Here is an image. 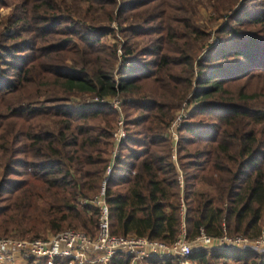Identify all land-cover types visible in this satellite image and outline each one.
<instances>
[{"label":"trees","instance_id":"trees-1","mask_svg":"<svg viewBox=\"0 0 264 264\" xmlns=\"http://www.w3.org/2000/svg\"><path fill=\"white\" fill-rule=\"evenodd\" d=\"M207 3L211 29L189 0H18L0 15V238L95 235L97 211L82 202L102 188L118 114L110 102L69 107L71 96L122 98L126 137L105 182L112 235L169 245L183 223L188 240L223 229L259 238L264 0ZM184 102L180 189L167 130ZM189 260L264 264V254L208 249Z\"/></svg>","mask_w":264,"mask_h":264},{"label":"built area","instance_id":"built-area-1","mask_svg":"<svg viewBox=\"0 0 264 264\" xmlns=\"http://www.w3.org/2000/svg\"><path fill=\"white\" fill-rule=\"evenodd\" d=\"M113 100L93 99L88 103L93 106L110 102L112 108L118 112L117 125L113 132L112 157L106 168L102 188L92 200L82 202L91 205L97 211L95 235L90 237L83 232L67 229L46 238L33 240L0 238V264H16L17 260L23 264H112L113 261L122 258L128 259L129 264H143L150 259H169L174 261L173 264H196L189 260L193 253L222 248L246 249L264 254V232L259 238L250 240L240 236L228 237L224 229L223 235L218 238L207 236L203 230H200L193 240H188L182 223L176 241L169 245L132 235L116 236L110 233L105 182L113 170L117 149L126 137L120 103ZM189 110L190 105L184 102L168 127L167 137L174 144L177 142L178 129L186 120ZM174 161L178 174L177 181L180 189H183V173L175 158ZM180 207L183 218L185 206L182 200Z\"/></svg>","mask_w":264,"mask_h":264},{"label":"rangeland","instance_id":"rangeland-1","mask_svg":"<svg viewBox=\"0 0 264 264\" xmlns=\"http://www.w3.org/2000/svg\"><path fill=\"white\" fill-rule=\"evenodd\" d=\"M16 1H18V0H0V7H1L0 8V15L1 16H6L10 12L11 3H14ZM189 1H192L193 4L197 5V13H198L197 24L199 26H201V27H204V28H207V29H211V27H213V26H210V24L207 21V19L209 18V15L211 13V10H210V7H209V5L207 3V0H189ZM112 27H115V25H113ZM212 30H214V29H212ZM117 36H119V35L117 34ZM118 39H120V38L118 37ZM51 96H53V94H50V95L47 94L44 99H47V98H49ZM92 100L93 99H91V97H88V96H71L68 106L69 107H74V108L75 107H82V106L92 107V106H90L88 104V103H91ZM110 101H112V100H110ZM113 101H118L121 104L122 103V98L118 97L117 99H114ZM121 112L123 114L124 121H126V118H125L124 112L122 111V108H121ZM117 114H118V112H117ZM126 129H128V128H126ZM124 130H125V125H124ZM125 133H126V130H125ZM178 139H179V133L178 132H177V142L175 144H174V142L171 139H169L170 147H171L170 152H171V157H172L173 163H175L174 158L176 159V161L178 163V160H177L178 159V156H177ZM174 147H175V151H174ZM112 152H113V150H112ZM112 152L110 154V157H112ZM118 155H119V149H117L116 157H118ZM110 157H109V159H110ZM178 166H179V164H178ZM196 189L198 191H208L209 190V188L207 186L202 185V184L197 185ZM50 235L51 234H48L46 237H48Z\"/></svg>","mask_w":264,"mask_h":264},{"label":"crops","instance_id":"crops-1","mask_svg":"<svg viewBox=\"0 0 264 264\" xmlns=\"http://www.w3.org/2000/svg\"><path fill=\"white\" fill-rule=\"evenodd\" d=\"M16 264H23L20 260H17Z\"/></svg>","mask_w":264,"mask_h":264}]
</instances>
